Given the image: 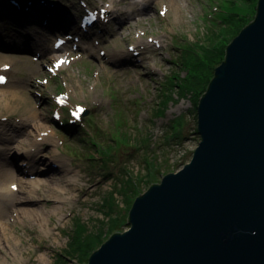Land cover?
<instances>
[{"label": "rangeland", "instance_id": "obj_1", "mask_svg": "<svg viewBox=\"0 0 264 264\" xmlns=\"http://www.w3.org/2000/svg\"><path fill=\"white\" fill-rule=\"evenodd\" d=\"M258 1L177 0L183 12L179 21L177 10L165 9L161 0H150L147 9L132 5L136 11L128 19L125 14L109 12L103 0H0V56L8 59L0 76L10 79L5 88L22 95L13 109L0 111V122L12 128L11 123L23 122L25 109H35L51 129L52 140L35 143V132L17 136L19 144L34 143L38 159L46 160H37L35 169L46 165L59 175L63 166L58 160L63 158L81 174L74 189L77 196L64 202L61 218L51 215L48 233L33 219L18 216L14 209L19 202L6 204L0 221L7 225L5 237L14 233L21 240L18 250L24 257L17 264L87 262L99 243L129 227V211L138 194L191 160L201 140L197 130L201 94L235 37L232 30L253 18L250 14ZM84 4L97 10L98 21L92 29L97 30L100 24L104 32L91 40L81 34L72 36L63 46L68 47L52 55L48 47L58 37L68 39V33L55 31L49 41L43 33L49 30L47 15L54 5V20L57 13L63 15L62 10L71 8L78 14L77 25L66 30L75 31L91 11ZM41 38L48 40L42 42V53L27 48L33 39ZM156 38L162 40L161 49L149 47ZM16 43L25 45L26 50H14ZM9 44L12 50L6 51ZM142 46L150 51L143 53ZM121 52H134L133 62L118 63L116 53ZM59 55L69 61L56 68ZM55 147L58 151H53ZM21 160L23 156L14 164L26 166ZM28 170L25 167L22 175L34 178L36 174ZM46 189L41 186L29 206L46 203L52 207L56 202L46 196ZM99 234L101 238L94 243L93 236ZM79 244L89 248L82 250Z\"/></svg>", "mask_w": 264, "mask_h": 264}, {"label": "water", "instance_id": "obj_2", "mask_svg": "<svg viewBox=\"0 0 264 264\" xmlns=\"http://www.w3.org/2000/svg\"><path fill=\"white\" fill-rule=\"evenodd\" d=\"M197 114L191 160L138 194L131 227L83 264H264V0L227 45Z\"/></svg>", "mask_w": 264, "mask_h": 264}, {"label": "bare ground", "instance_id": "obj_3", "mask_svg": "<svg viewBox=\"0 0 264 264\" xmlns=\"http://www.w3.org/2000/svg\"><path fill=\"white\" fill-rule=\"evenodd\" d=\"M106 2L107 10L111 12L114 10L113 14H118L123 15L125 14L127 16V19L135 14V8L132 7V5H141V8H150V5L147 3L150 0H134L133 2L129 3L128 0H103ZM126 6L128 5L127 9H120V5ZM87 9L90 8L88 5L84 4ZM161 5L165 9H170V10H177L179 21L183 18V12H182V7L177 0H161ZM43 6V5H42ZM124 8V7H123ZM71 8H66L65 10H62L63 15H60V12L57 13L55 20L52 18L51 15L52 12L54 13L56 10V6L54 5V8L52 9L51 13L47 15V22L45 23V26L47 29L46 32L49 34L47 35L46 32H43L44 35L47 37L50 41V37L54 35L55 31H64L68 33V39L67 41L71 40L70 37L72 36L81 34L83 39L91 40L93 35L97 34H102L104 32L103 27L99 24L97 25V30L92 29V25H87L82 26V24H79V28L75 31H71V28L76 29L77 25V19H78V14L70 10ZM84 9V7H83ZM91 9V8H90ZM69 10V11H67ZM96 10V9H95ZM169 10V11H170ZM97 11V10H96ZM108 18V17H107ZM98 19V18H97ZM104 17L102 18V20ZM118 19V17H117ZM106 20V18L104 19ZM116 20V17L115 19ZM97 20H94L92 23H95ZM139 21L144 23V18H140ZM178 21V22H179ZM131 26V22L129 21L126 24V30L129 29ZM67 27H71L70 30H66ZM92 29V30H91ZM51 30V31H50ZM117 33L118 29L116 30ZM122 37V36H121ZM123 40V37H122ZM162 40L156 38L154 39L153 43L149 44V47H152V45H157V47H152V49L162 48V45L160 44ZM32 43L27 46L28 49H33V52L36 54H40L43 52L44 47L42 42L48 43V40H41L39 39H33L31 41ZM65 45V44H64ZM64 45L61 46V48H57L54 45H50L48 47L49 52L52 53V55H55L59 53V51ZM95 45V44H94ZM12 45H7L8 48H5L6 51L12 50L10 48ZM19 46V47H18ZM25 46V45H24ZM18 43L16 45H13L14 50L18 49L21 47V50L24 51L26 50V47H24ZM147 46H142V52L146 51L147 53L150 51L148 50ZM45 53V52H44ZM116 59L118 58L117 62L118 63H123L124 61H129L133 62V53L129 52H121L119 55L116 53ZM72 52L68 55L71 56ZM63 57V62L65 64L66 61L68 62L69 59L64 57V55H59ZM115 56V55H114ZM2 57L0 59V69H6L8 59L2 60L4 55H1ZM145 58H148L147 55H145ZM115 59V58H114ZM2 60V62H1ZM56 61V60H55ZM10 82V79L6 78V81L4 84L0 87V111L3 109L11 110L13 109V104H18L21 101H18L21 99L22 95L20 91L14 90V89H9L5 88ZM3 115V114H0ZM8 119V118H7ZM23 122H20L21 124L15 125L11 123L9 128H7L8 123H3L1 124L0 122V216H2L3 212L5 211V206L7 203H18V206L14 209V211L17 212L18 216L21 218H28V219H33L37 224H39L42 228V230L46 233L49 232L50 229H52V226L50 225L51 221V215H59V218L62 217L63 214V208H64V202L70 201L72 198L76 197L77 195L74 193V189L76 188V185L78 182H80V170H74L68 164L66 161L62 159H57L61 165L63 166V169L61 170L60 174L57 175L55 173V169L52 167L44 166L39 169H35V163L40 160L43 162H46L45 159H38V153L39 150H35L36 148H33L35 146L34 143L28 144H19L18 142V137L20 136L21 132L22 133H28L31 134L35 132L34 135V140L35 143L36 141L40 139L44 141V139L47 138L52 140V131L49 128L48 124L44 123L39 117L38 113L35 109L27 108L23 112V117H22ZM30 128H33L30 129ZM7 130H10L8 133ZM47 130V134L45 135L44 132ZM6 134V135H5ZM51 137V138H50ZM46 140V141H47ZM54 141V140H53ZM2 143V146H1ZM42 142H38L40 144ZM16 144V145H15ZM32 144V145H31ZM28 145V146H27ZM53 151H58V148L55 147ZM21 154V155H20ZM24 158V160H21V164L26 162V166L20 168L18 167V164L15 165L16 163L19 162L20 157ZM56 157V156H55ZM41 158H44L41 156ZM57 158V157H56ZM55 158V160H56ZM15 162V164H14ZM21 164L19 166H21ZM47 164V163H46ZM44 165V164H43ZM25 167L29 168L28 172L29 173H34L36 176L34 178L30 177L29 175H22L25 171ZM47 171H52L48 174ZM22 172V173H20ZM59 173V172H58ZM41 186L47 187L46 191L48 194H46L47 197H52L54 201L56 202L52 207H47V204L44 203L41 206H29L31 204V200L34 199L39 192V189ZM7 225L6 223H2L0 221V264H17L18 262H22L24 254L22 251L18 250V243L21 241L20 238L14 234L11 233L10 236H4L3 233L7 232ZM8 237V239H6ZM9 242V243H8ZM2 248H5L7 252L3 253ZM41 258L45 259L44 255H41Z\"/></svg>", "mask_w": 264, "mask_h": 264}, {"label": "trees", "instance_id": "obj_4", "mask_svg": "<svg viewBox=\"0 0 264 264\" xmlns=\"http://www.w3.org/2000/svg\"><path fill=\"white\" fill-rule=\"evenodd\" d=\"M255 13H256V10H254V12L252 13V14H250L251 16L253 15V18H254V16H255ZM252 18V19H253ZM252 19H247L244 23H243V25H240V26H237V27H235V30L233 31L232 30V35H233V37L234 36H236L240 31H241V29H242V27H244V26H246ZM234 29V28H233ZM233 38H231L230 39V41L232 40ZM230 41H229V43H230ZM226 51V50H225ZM224 51V52H225ZM225 54H223V57H222V60L224 59V56ZM222 60L220 61V63L222 62ZM200 63V62H199ZM220 63H218V65L220 64ZM202 64V63H201ZM213 75H214V71H213V74H212V77H213ZM211 77V78H212ZM211 78L209 79V82H210V80H211ZM208 85V84H207ZM207 87L208 86H205V89L203 90V92H202V94L201 95H203V93L206 91V89H207ZM140 193V192H139ZM134 202V201H133ZM93 238L95 239V241H93L94 243L95 242H98V239H100L101 238V235L99 234L98 236H93ZM96 239H97V241H96ZM102 243H99L98 244V247H99V245H101ZM80 245V244H79ZM82 245V246H81ZM80 245V248L82 249V250H86V249H88L89 248V245H87V244H81Z\"/></svg>", "mask_w": 264, "mask_h": 264}, {"label": "clouds", "instance_id": "obj_5", "mask_svg": "<svg viewBox=\"0 0 264 264\" xmlns=\"http://www.w3.org/2000/svg\"><path fill=\"white\" fill-rule=\"evenodd\" d=\"M131 226L128 227V229L130 228Z\"/></svg>", "mask_w": 264, "mask_h": 264}]
</instances>
